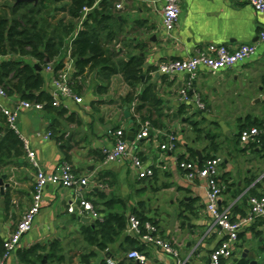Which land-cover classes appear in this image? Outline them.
Wrapping results in <instances>:
<instances>
[{
	"label": "crops",
	"instance_id": "obj_1",
	"mask_svg": "<svg viewBox=\"0 0 264 264\" xmlns=\"http://www.w3.org/2000/svg\"><path fill=\"white\" fill-rule=\"evenodd\" d=\"M108 1L114 2L119 23L124 27L122 40L127 47H121L120 54L138 55L145 59L144 73L149 78L148 84L164 100L166 113L172 116L168 121L167 132L174 133L177 137L176 149L163 151L161 145L166 141H159L158 132H152L148 139L136 142L135 153L143 164L156 173L155 177L154 174L151 177H142L130 162L107 165L99 162V155H105L112 148V138L108 131L117 128L126 130L128 127L126 131L129 133L133 124L131 121L126 122L127 117L121 119L113 115L105 122L104 116L95 117L97 110L92 107V103L95 102L98 109L97 104L103 102V99L90 91L82 92L81 104L70 99L64 100L60 107L67 110L64 116H60L57 110L21 111L18 115V135L24 144L28 143L29 150L35 153L38 167L33 166L25 145L24 158L9 160L10 164L0 174V177L5 176L4 191L0 190V262L4 253V242L15 232L32 204L37 172L43 170L53 173L63 162L73 166L79 179H88V185L73 189L47 187L43 209L33 230L23 237L19 250L5 264H23L20 252L37 245L42 247L40 254L45 256L43 264H56L46 259L55 243L59 245V250L65 243L70 246L79 242L88 248L81 236V230L83 226L94 224L95 220L90 224H83L79 220L84 218L80 217V202L94 203L101 215L104 212H124L118 207L110 210L105 208L106 201L97 196L99 192L104 193L107 199L124 201L127 219L132 216V210L143 203L147 215L157 223L160 237L169 242L179 258L188 261V264H211V254L224 240L218 231L209 233L212 218L207 211L205 181L189 180L186 172L179 167L182 159L194 161L191 150L195 151L198 159L199 154L202 158L212 153L206 149L210 146L207 135V146L195 148L185 141L184 135L186 137V128L189 125L184 124L185 118L181 119L178 115V109L183 105L180 94L183 90H188L192 98H201L205 110L199 112L196 105L190 103L187 104L191 106L189 115L197 113V120L211 121L213 127L208 132L217 137L229 131L227 122L222 118L240 115L243 120L248 116L263 119L264 110L257 112L255 109L258 108L257 99L264 104V44L259 38L264 32V14L256 12L248 4V0H183L179 24L173 33L168 34L162 24L164 4L158 0ZM252 44L258 45V54L230 70L209 72L201 69L192 81L185 74L169 77L158 72L162 63L190 58L209 45L238 48ZM150 69L157 71L148 73ZM43 76L44 89L49 94L53 75L44 71ZM145 80L144 77L143 82ZM144 87L142 84L139 91ZM18 101L19 98L12 97L7 106L14 108ZM238 103L247 105L239 106ZM239 123L237 122L233 132L235 142L225 147V153L219 147L212 153L222 160L219 180L224 192L220 205L231 209L235 221H243L250 213L249 198L255 196L251 194L253 185H247L250 179L256 178L253 189H256L258 196L255 197L264 196V179L260 181L264 175V153L260 154L258 149L253 150L241 141H236ZM215 127L221 133L214 131ZM61 137L64 139L62 143L58 141ZM217 142L219 143L218 138ZM104 171L111 176L105 179L106 184L100 180V174ZM7 193L10 195L8 205L4 197ZM194 200L197 203L194 205L193 214L191 210L187 211L186 205ZM72 204L76 213H69ZM76 216L79 219H75ZM72 234L74 237H71ZM128 237L140 241L133 237L127 227L107 251L102 252L91 247V252L96 253L91 263L177 264V259L173 256L160 248L143 245L141 241L145 248L140 253L145 257V262L130 260L128 255L133 249ZM253 245H258V250L250 256L249 247ZM70 251H67L70 255L79 257V254H73L72 248ZM245 254L250 259V264H264V217L243 226L239 241L233 246V258L223 260L222 264L236 263ZM63 255L70 260L68 253ZM78 264L83 263L81 261Z\"/></svg>",
	"mask_w": 264,
	"mask_h": 264
},
{
	"label": "trees",
	"instance_id": "obj_2",
	"mask_svg": "<svg viewBox=\"0 0 264 264\" xmlns=\"http://www.w3.org/2000/svg\"><path fill=\"white\" fill-rule=\"evenodd\" d=\"M7 3L0 4V87H2L10 98L17 97L21 101H29L44 104V110H57L60 116L67 114L63 108H54L51 105L52 98L45 91V79L43 73L45 69L54 64L55 72L58 73L65 67V57L70 50L71 60L74 63L75 75L73 81H80L88 73L97 72L111 78L120 75L130 88V92L124 99L130 108L137 104L132 111L139 115L138 119L133 117V127L137 136L145 123H150L152 132L168 131V121L172 116L166 113L164 100L154 91V87L149 85V78L144 73L145 59L138 55L128 54L124 59L117 63L112 61L110 48L114 43H120L121 47L126 48V44L120 37L123 33V24L119 23V15L115 12L114 2L108 0H38L37 2H18L17 0H6ZM64 2L65 5L58 10L67 14L70 22L64 19L54 21L51 17V5ZM89 10L85 13V10ZM81 27L77 29L76 21H81ZM70 39L69 44L66 41ZM68 45V46H67ZM66 51V53H64ZM119 52H121L119 50ZM38 66L41 70L35 67ZM150 69L148 73L155 72ZM145 81L143 82V78ZM148 78V79H147ZM145 87L139 91V87ZM264 88V75L262 77ZM74 85V84H73ZM74 89V88H73ZM81 87L75 89L77 95H81ZM107 87L98 85L96 93L103 95L107 93ZM96 108V103H92ZM191 106L181 105L178 109L179 118L184 120V124L199 130L200 123L195 120L197 113L189 115ZM257 129L260 132L255 143H250L248 147L253 150L258 149L260 154L264 153V118L259 119L248 116L239 123V133L236 141H241L244 132ZM127 135V131L124 130ZM210 146L206 149L213 152L217 151L219 145L216 143V135L207 132ZM159 141L163 143L166 138L159 134ZM62 143L63 137L58 138ZM64 149V147H63ZM194 161L202 166L207 159L217 158L212 153L202 157L199 162L195 156V151L191 150ZM26 154L25 144L20 136L9 129L6 117L0 111V174L4 167L8 166L9 160L22 159ZM106 156L100 154L99 162H104ZM185 159H182L183 161ZM156 176L154 173L153 177ZM111 177L107 172H101L100 180L106 184L105 179ZM256 178L248 181L251 186ZM219 182H221L219 180ZM112 183H109L111 185ZM221 184V183H220ZM258 188V187H257ZM224 192V191H223ZM1 194V193H0ZM251 194L256 195V189H251ZM105 200L104 207L112 209L118 207L123 213H103L102 220H97L92 225L83 226L81 236L84 242L97 248L99 251H107L121 235L127 230L128 219L126 217V204L122 200L107 199L104 193L97 194ZM6 204L10 201V195L5 196ZM197 201L186 205L188 210L194 212V205ZM96 208V205L92 203ZM194 214V213H193ZM132 216L139 219L141 225L152 223L156 226L154 219L147 215L143 203L139 208L132 210ZM142 234L145 231L141 229ZM240 238V235H239ZM128 242L133 250L142 252L144 246L138 239L128 237ZM59 245L53 244L50 252L46 256L48 261L56 264H70L64 255H58ZM42 247L37 245L29 250L20 252L23 264H43L45 256L40 254ZM96 257L95 252L82 255L83 264H92L91 260ZM223 262V261H222ZM249 258H243L233 264H250ZM105 264V263H103ZM125 264V263H124Z\"/></svg>",
	"mask_w": 264,
	"mask_h": 264
},
{
	"label": "built area",
	"instance_id": "obj_3",
	"mask_svg": "<svg viewBox=\"0 0 264 264\" xmlns=\"http://www.w3.org/2000/svg\"><path fill=\"white\" fill-rule=\"evenodd\" d=\"M99 2L102 0H98ZM164 4L162 24L164 30L171 34L175 31L179 24V19L182 12L183 0H158ZM248 4L258 13L264 14V0H248ZM120 8V7H118ZM89 10H85L88 13ZM260 42L264 44V32L260 34ZM258 54V45H242L238 48H230L224 45H209L187 59L172 60L162 63L159 66L158 72L164 76H174L177 74L188 75L194 80L201 69L209 72H220L230 70L239 64L245 63L253 59ZM65 67L58 73L55 72L54 64H50L45 72L53 75L52 90L49 95L52 98L51 105L54 108H60L63 101L70 99L75 103H83V99L78 96L73 89L74 75L76 73L74 63L71 60L70 50L65 58ZM10 97L6 91L0 87V111L6 117L7 126L18 134V115L21 111L35 110L44 111V104L21 101L19 100L14 108H9L7 103ZM181 104L187 105L193 103L199 112L205 110V105L199 96H190L188 90H183L180 94ZM166 138V142L161 145L163 151H172L176 149L177 137L174 133L167 131L158 132ZM152 134L150 123H145L142 126L141 132L137 135L136 140L131 142L128 134L126 135L123 129H110L109 137L112 138V148L105 152L104 163H121L130 162L133 168L142 177H151L153 170L142 163L140 158L135 153L134 147L136 142L148 139ZM260 132L253 129L249 132H244L241 136L243 145L255 143ZM50 137V135H49ZM48 137V138H49ZM28 156L34 167H38L35 159V153L30 151L26 142ZM222 160L219 158L207 159L202 166H199L197 161L183 160L179 163L181 170L186 172L189 180L201 179L206 183L207 196V211L209 212L212 223L209 227V233L218 231L223 235L224 240L211 254V264H222L223 260H231L233 258V246L239 241V235L244 225L254 223L258 218L264 217V196L250 197V213L243 221H235L232 217L230 208H223L220 205V199L223 194V187L219 182L220 169ZM264 175L260 179L263 180ZM88 185V179H79L74 172L73 166L68 162L61 163L53 173H47L39 170L36 175L33 192L32 204L27 212L18 223L15 232L3 244V257L0 264L12 257L20 248L22 239L29 234L35 225V222L41 213L44 205V192L47 187H58L63 189H73L75 187H83ZM256 186L253 184L251 189ZM80 217H91L93 220H102V215L97 211L94 205L89 201L80 202ZM69 213H76L74 204L69 208ZM141 229L145 231L142 234ZM128 230L135 238H139L141 243L146 246H153L162 249L165 253L177 259V264H188V261H183L179 258V254L172 245L160 237L158 226L152 223H140L135 216H130L128 219ZM128 258L140 263L145 262V257L137 250H132Z\"/></svg>",
	"mask_w": 264,
	"mask_h": 264
},
{
	"label": "rangeland",
	"instance_id": "obj_4",
	"mask_svg": "<svg viewBox=\"0 0 264 264\" xmlns=\"http://www.w3.org/2000/svg\"><path fill=\"white\" fill-rule=\"evenodd\" d=\"M3 3H7L6 0H0V4L2 5ZM65 5L64 2L59 3V4H52L51 5V17L54 19V21H58L61 19H64L65 22H70V18L67 16V14L63 13L61 9L63 6ZM81 21H76L74 23H77V29H79L81 27ZM122 38V35L120 36ZM70 39H68L66 41L67 44H69ZM68 46V45H67ZM121 49V45L120 43L116 42L113 44V46L110 48V51L112 53V61L114 63H117L120 59H124L125 57H127L126 53H123L124 55L122 56L119 52V50ZM66 53V51L64 52ZM107 75H103V74H98L97 72H88L83 79H81L80 81H76L74 82L73 88L75 89H79V86L81 87V92H91L95 95H97L98 98L103 99V102H98L97 107L98 109H96L97 111H95L94 116L95 117H99L104 116V122L109 119V117H112L113 115H116L117 117H121V119H125L126 117V113L129 114V118L126 122L129 121H133V117L138 119V121L140 122V117L139 115H136L135 111H132L133 108H135L137 106L136 103H134V105L132 106V108H130L126 103H124V99L127 96V94L130 92V88L128 87V85L126 84L125 80L123 79L122 76L120 75H115L112 76L111 78H106ZM98 85H104L105 87H107V93L103 94V95H98L96 93V88ZM259 99H257V106L258 108H256L255 110L257 112H260L262 110H264V104L260 103L258 101ZM239 106H243V105H247V103H238ZM97 115V116H96ZM243 115V114H242ZM240 115H235L234 117H229V118H222V120L224 122H227L228 124V128L229 131L227 132V134L225 135H220L218 136V141L217 144L219 145V148L221 149V152L225 153V147L227 145H231V142H235V136H233V132L235 131L237 126V122L239 123L240 119L243 120V118H240ZM198 118H195L196 121H198L200 123L199 125V130H195L192 126H188V128H186V137L184 135V139L186 142H189L193 147L198 148L200 146H207V140H206V135L207 132L209 131L210 128H212L213 124L211 121L205 119L203 121V119H201L200 121L197 120ZM110 122V121H109ZM80 127L82 126V122L79 125ZM128 127H126L127 130ZM129 129V128H128ZM214 131H218V133H221V130L217 127L214 128ZM178 136V135H177ZM178 144V141L176 143V146ZM179 146V145H178ZM222 154V153H221ZM155 201V200H154ZM71 237H74V235L72 234ZM71 237L69 239H71ZM82 239V237L80 238V240ZM72 248L73 250V254H79V257L76 256H72L70 255V249ZM249 255L253 256L252 254L255 252V250H258V245H253L252 247H249ZM91 247L88 246V248L84 245H82L80 242L79 243H73L72 245L68 246L66 243L63 246V248L61 250H58V255H63L64 253H68V257H69V262L70 264H78V262H81V256L82 255H88L91 252ZM70 251V252H67ZM256 253V252H255ZM77 258V259H75Z\"/></svg>",
	"mask_w": 264,
	"mask_h": 264
},
{
	"label": "water",
	"instance_id": "obj_5",
	"mask_svg": "<svg viewBox=\"0 0 264 264\" xmlns=\"http://www.w3.org/2000/svg\"><path fill=\"white\" fill-rule=\"evenodd\" d=\"M18 2H28V3H33V2H37L38 0H17ZM37 69H38V71H40L41 69L38 67V66H35ZM174 116H177V115H174ZM126 117L127 118H129V114L128 113H126ZM128 136H129V140L131 141V142H133L134 141V138H135V133H134V130L133 129H131L130 131H129V133H128ZM202 161V158H201V155L199 154V162H201ZM4 179H5V176H3V177H0V190H1V192H3L4 191V188H5V185H4ZM80 210L81 211H83V208H80ZM75 219H79V217H74ZM79 220H81V222L83 223V224H90L92 221H93V219L91 218V217H84V218H81V219H79ZM247 257V255L245 254L244 256H243V258H246ZM251 264H255V262H252Z\"/></svg>",
	"mask_w": 264,
	"mask_h": 264
}]
</instances>
